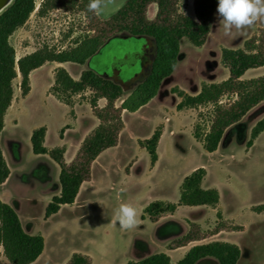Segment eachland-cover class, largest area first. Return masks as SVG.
<instances>
[{"label": "rangeland", "instance_id": "rangeland-1", "mask_svg": "<svg viewBox=\"0 0 264 264\" xmlns=\"http://www.w3.org/2000/svg\"><path fill=\"white\" fill-rule=\"evenodd\" d=\"M43 1L35 0L36 8L28 21L10 37L16 51V61L46 46L56 50L66 49L91 33L90 20L83 11L54 9L40 14ZM126 1L111 0L98 13L99 16L109 18ZM193 1L187 0L182 6V11L191 16H194ZM156 7L153 4V8ZM220 19L216 11L212 31L203 47L193 46L186 38L181 40L182 57L173 74L163 82L158 101L138 112L124 114L126 129L121 134L120 144L105 151L93 168L91 185L96 188H90L86 204L62 206L60 228L56 219L45 224L40 217L41 204L33 208L37 220L32 233H44L46 248L32 264H65L74 252L90 254L95 264H122L153 253L167 252L169 244L188 231L189 220L200 224L207 233V241L215 239L236 243L242 250L238 264L264 263V210L261 208L264 205V132L252 147L247 146L252 128L264 117V101L244 118V125L234 128L231 137L225 138L220 148L210 153L195 139L194 127L199 124L206 132L214 107L206 105L190 111H178L179 98L173 93V88H179L196 94L204 82L227 79L229 71L222 63V50L243 48L245 42L259 34L264 27V20H261L251 28L242 31L232 29L231 35H225ZM154 53L152 39L131 37L123 32L106 43L88 65L102 75L116 77L125 92L129 93L145 78ZM68 67L75 73L80 65L69 64ZM260 75H264V66L248 70L243 78ZM50 79L49 65L35 74L34 93L23 104L19 114V135L24 140L30 126L47 124L48 143L54 145L58 143L56 140L61 129L74 123L71 108L65 103L48 102L45 85ZM20 82L18 73L13 81L14 93L18 94V98L22 95ZM84 93L76 99L81 103L76 108L77 124L65 142L68 144L69 158L74 151V143L91 128L94 120L97 121L90 104L84 102L92 94ZM167 116L171 121L165 125L159 166L152 170L150 155L139 146L138 138L151 137ZM172 131L176 134L173 135ZM25 152L28 154L26 149ZM74 156L75 153L72 158ZM26 165L29 172L33 170L34 165L28 157ZM195 166L206 168L203 186L219 190L218 207L182 205L158 222L143 219V209L152 201L178 202L183 178ZM122 203L131 204L138 210L140 222L134 229L123 230L114 220L116 210ZM217 211L222 213L227 224L243 225L244 230L223 231L218 236L211 234L218 223ZM42 213L44 215L45 208ZM20 217L27 226L28 215L22 212ZM182 252V249L173 252L176 261ZM201 260L198 264H218L214 258ZM0 264L11 263L1 255Z\"/></svg>", "mask_w": 264, "mask_h": 264}, {"label": "trees", "instance_id": "trees-1", "mask_svg": "<svg viewBox=\"0 0 264 264\" xmlns=\"http://www.w3.org/2000/svg\"><path fill=\"white\" fill-rule=\"evenodd\" d=\"M90 0H44L39 13L62 9L83 11L91 23V33L78 39L73 46L56 50L49 47L38 49L16 61V51L10 43L13 33L24 26L36 8L35 0H12L0 14V135L5 126V115L14 98L13 81L21 76L20 90L25 97L31 90L30 72L46 62H71L85 64L111 39L126 32L131 37L150 38L155 46L154 57L145 78L127 95L121 84L104 77L93 69H85L79 79H74L64 68L54 71V84L50 88L56 98L71 108L75 95L91 91L88 102L98 125L84 138L74 159L67 162L65 147L47 148L44 144L46 126L34 129L31 136L35 154L49 155L59 166L61 191L47 205L45 217L57 213L62 205L74 204L81 185L92 178V164L105 150L116 147L125 127L123 113H134L155 98L163 84L169 78L182 57L181 40L186 38L195 47H203L208 40L214 25V14L218 0H194V16L182 11L187 0H127L114 14L102 19L98 13L89 11ZM151 4L157 5L153 19L148 17ZM221 60L228 69L229 76L220 82H204L197 94H189L179 88H173L181 101L177 110L212 105L213 114L210 126L203 132L200 125L194 127V137L203 144L206 151L212 153L218 147L228 130L239 124L256 106L264 101V75L244 79L250 69L264 66V27L259 34L247 40L243 48L222 50ZM105 99L106 104L100 107L98 102ZM119 101H122L118 104ZM66 125L60 131L63 138ZM264 132V117L251 130L247 146H253L255 140ZM162 127L155 129L151 137L139 139V146L145 148L154 166L158 161V143ZM207 171L199 167L185 176L180 185L178 202L155 200L144 209L142 218L158 222L166 213H174L179 206H211L216 208L220 202L217 188H204L202 183ZM10 175V169L4 158L0 145V184ZM264 210V205L261 206ZM260 209V207H259ZM257 211V208L254 209ZM260 210V211H262ZM218 223L211 234L222 230L242 231L241 225H229L220 211L217 212ZM188 231L173 240L168 248L177 249L193 241L206 237L201 226L189 221ZM0 246L6 259L11 264H32L43 253L45 238L41 234L26 232L16 210L0 199ZM242 255L241 248L231 242L212 241L192 246L184 257L173 261L165 252L150 254L139 260H130L126 264H196L199 260L211 257L218 264H238ZM65 264H93L92 257L74 252ZM264 264V263H263Z\"/></svg>", "mask_w": 264, "mask_h": 264}, {"label": "crops", "instance_id": "crops-1", "mask_svg": "<svg viewBox=\"0 0 264 264\" xmlns=\"http://www.w3.org/2000/svg\"><path fill=\"white\" fill-rule=\"evenodd\" d=\"M191 1H193V0H191ZM156 13H157V7L153 8V4H151L149 6V9H148V17L150 19L154 18ZM89 61L90 60H88L85 64L80 65V68L75 73H73L70 70V68L68 67L69 64H75V63H71V62H65V63L46 62L41 67L32 70L30 72V83H31L30 92L28 93L27 96L23 97L21 95V96H19V98H18V94L14 93V98L12 100V103H11L10 107L8 108V110L6 112L5 119H4L5 120V126H4V129L2 130L1 135H0V145H1V148H2V152H3L4 158H5V160H6L7 164H8V167L10 169V175H9V177L7 178V180L4 183L0 184V199L2 201H4V202L10 204L16 210V212L18 213L19 217L21 216L22 212H24L26 215H28L27 226H25L23 222H22V224H23V227L26 230V232H28L30 234H33L32 233V232H34V231H32L33 230V224H34L35 220H37L36 216H35V212H34L35 209H33V208H36L38 205L41 204L42 208L40 210L41 211L40 212V217L43 218V221L45 222V224H50L51 222H53L56 219L57 220V226L60 228L61 225H62V217H61V215H62V206H64V205L61 206L60 210L57 213H55L52 216H50L49 218L45 219V213H44V215L42 213L44 211V208L46 210L47 205L52 201L53 197L55 195H58L60 193V191H61V185H60V181H59V176H60L61 169H60V166L49 155H47V154H35L34 151H33L32 143H31V136H32V133H33L34 129L40 127L41 125L34 124V125L30 126V128L28 130V133H27V135L25 137V140L19 135V128H20V125H21V120L19 118V114H20L21 107L23 106L24 103H26L30 99V97L34 93V90H35V85H34V83H35L34 82L35 81V74L37 72H39L40 69L46 67L47 65L50 66L51 79L45 85V90H47L48 102L49 103H56L57 102L59 104H62V101H60L58 98H56V96H54L49 91L51 86L54 84V80H55L54 71L57 68H59V67H64L74 79H79L80 75H81V72L83 70L91 69L90 65H88ZM51 63H55V64L51 65ZM86 64L88 65V67H86ZM103 76L107 77V78H110V79L114 80L115 82L121 84L120 81L116 79V77L112 78V77H109L108 75H105V74H103ZM162 91H163V84H162V86H161V88L159 90L158 95L155 98H153L147 105L141 107L138 111H140L144 107L152 105L155 101H158V98L160 97ZM199 91L200 90H198L196 92V94ZM90 92L91 91H89V92L86 91L84 93V95H87V93H90ZM129 93L125 92V96H127ZM80 96H81V94L75 95L73 97V99L75 101V105L73 107L74 116H72L74 118V123L69 125V128H67L65 130L63 138L59 136V138L56 140V142H58V143H54V145H49V143H48L49 126L47 124H45V125L42 124V126H46L47 127V132H46L45 142H44L45 146L47 148H49V149L50 148H54V147H65L66 148L65 159H66L67 162H71L74 159L75 156L73 158H72V156H73L74 153L76 155L77 150L79 149V147H80L82 141L84 140V138L86 137V135L89 132H91L99 123L98 119L96 118L97 121H95V120L93 121L91 128L86 130L85 134H83L82 137H80V139L77 142L74 143L75 144L73 146L74 151L71 153V157L70 158L67 157L68 144L65 143V142L67 141V137H68L69 132L71 130H74L75 127H76L75 125L77 124L78 114L76 112V108L81 103L79 101H77L76 99L79 98ZM178 98H179V101H178V103H179L181 101V98L180 97H178ZM84 102L89 103L87 99ZM121 102L122 101H119V103H121ZM98 104H99L100 107H103L106 104V100L105 99H100ZM258 106L253 108L247 115L252 113V111H254ZM190 110H194V108L184 109L182 111H190ZM138 111H136V112H138ZM125 113L126 112L123 113V119H124V114ZM244 118L239 124L233 125L230 128H228V130L226 131L221 143L225 140V138L231 137L230 133H231V131L234 128H236V127H238L240 125H244ZM170 121H171L170 118L167 116V117H165V122H163L160 125L162 127V135H161V138L159 140L158 148H157L159 158H158V161L156 162V164L154 166H152V168H151L152 170H156L158 168V166H159V162H160V158H161L160 148H161V144H162V142L164 140V136H165V125H166L167 122L169 123ZM125 129H126V124H125V127L122 130V132ZM122 132H121V134H122ZM172 132H173V135L176 134V132H174V131H172ZM121 134H120L119 142H118L117 146H119V144H120ZM138 139H141V138H138ZM62 142H63V144H62ZM221 143H220L218 149L220 148ZM112 148H115V147H112ZM25 149L27 150L28 154L25 152ZM109 149H111V148H109ZM109 149H107V150H109ZM107 150H105V151H107ZM104 152H102L100 154V156L92 164V178H91L90 181H86V182H84L81 185L79 193H78V195L76 197V200H75L74 204H72V206L77 204V203L79 205H82V206L85 205L86 202H87V195L90 192V188H96L95 186L91 185V183L93 182V168L102 159V155H103ZM27 157L31 160V162L34 165L33 170L30 171V172L27 169V165H26ZM197 168H199V167L198 166L193 167L190 170V172L188 173V175L192 171L197 169ZM203 183H204V181H203ZM203 183H202V186H203ZM85 188H87V189L85 190ZM206 189H208V188H206ZM162 201H164V200H162ZM166 202H170V201H166ZM23 205L26 206V207L24 208ZM203 206H206V205H203ZM217 207H218V205L216 206V208ZM22 210H24V211H22ZM166 214H168V213H166ZM20 219H21V217H20ZM189 221H191V220H189ZM192 222H194V221H192ZM241 226H243V225H241ZM243 227L245 228V226H243ZM223 231H227V230H222V231H220V232H218V233H216L214 235L218 236ZM35 234L43 235V237L45 238V248H46V237L44 236V233L41 232V231H38ZM205 238L202 239V240H199V241H193V242L189 243L187 246H183V247L177 248V249H182L183 250V252L178 257L179 259H177V260L182 259L184 257V255L187 253V251L192 246L197 245V244H204V243L212 242L211 240H208V241L205 240ZM213 241H218V240L214 239ZM226 242H229V241H226ZM231 243H233V242H231ZM45 248H44L43 253L45 252ZM167 249L168 250L165 253L170 255L171 259L176 262V259H174V257H173V252H175L177 249H169V248H167ZM83 254H86V253H83ZM1 255H4L3 248H2V250L0 248V256ZM86 255L91 256L90 254H86ZM208 258H211V257H208ZM92 259H93V264H95V261H94L93 257H92ZM200 261H202V260H199L196 264H198ZM122 264H126V263H122Z\"/></svg>", "mask_w": 264, "mask_h": 264}, {"label": "clouds", "instance_id": "clouds-1", "mask_svg": "<svg viewBox=\"0 0 264 264\" xmlns=\"http://www.w3.org/2000/svg\"><path fill=\"white\" fill-rule=\"evenodd\" d=\"M111 0H90L88 10L99 13ZM217 14L223 22L225 35L232 29L242 31L264 20V0H218ZM121 229L131 230L139 224L138 210L131 204L122 203L114 217Z\"/></svg>", "mask_w": 264, "mask_h": 264}, {"label": "bare ground", "instance_id": "bare-ground-1", "mask_svg": "<svg viewBox=\"0 0 264 264\" xmlns=\"http://www.w3.org/2000/svg\"><path fill=\"white\" fill-rule=\"evenodd\" d=\"M12 0H0V14L10 5Z\"/></svg>", "mask_w": 264, "mask_h": 264}]
</instances>
